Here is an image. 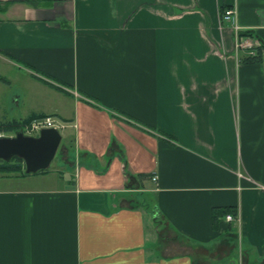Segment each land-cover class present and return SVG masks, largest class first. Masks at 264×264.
I'll return each instance as SVG.
<instances>
[{"label": "crops", "instance_id": "0c3cea01", "mask_svg": "<svg viewBox=\"0 0 264 264\" xmlns=\"http://www.w3.org/2000/svg\"><path fill=\"white\" fill-rule=\"evenodd\" d=\"M0 84L71 129L0 174V264H264V0H0Z\"/></svg>", "mask_w": 264, "mask_h": 264}, {"label": "water", "instance_id": "95a60500", "mask_svg": "<svg viewBox=\"0 0 264 264\" xmlns=\"http://www.w3.org/2000/svg\"><path fill=\"white\" fill-rule=\"evenodd\" d=\"M61 141V134L54 127H45L37 136L17 131L13 136H0V159L12 156L23 159L25 171L36 172L49 166Z\"/></svg>", "mask_w": 264, "mask_h": 264}, {"label": "trees", "instance_id": "16d2710c", "mask_svg": "<svg viewBox=\"0 0 264 264\" xmlns=\"http://www.w3.org/2000/svg\"><path fill=\"white\" fill-rule=\"evenodd\" d=\"M245 33L247 34L249 33V31H244V34ZM245 59L250 61H256L261 59V46L255 49L253 55L246 56ZM46 115L47 114L44 113H31L30 115L24 117L21 120H11L8 122H4L2 123V125H0V131L18 130L22 124L28 123L35 118ZM0 174H20V175L27 174V172L25 171L23 159L17 155L12 156L8 160L0 159ZM225 211H231V210H229L228 208H224L219 212L223 213ZM231 213H234V211H231ZM217 215H219L218 212H215L214 218H216Z\"/></svg>", "mask_w": 264, "mask_h": 264}, {"label": "built area", "instance_id": "2783aa9c", "mask_svg": "<svg viewBox=\"0 0 264 264\" xmlns=\"http://www.w3.org/2000/svg\"><path fill=\"white\" fill-rule=\"evenodd\" d=\"M235 15H236V10L233 6H225L224 8H222L221 16L224 21L233 23L235 21ZM234 30L236 31L240 30L239 26L236 23H234ZM251 44L252 41L245 36L239 40L238 46H250ZM45 127H54L60 130L64 127V123L60 120H57L54 116L46 115L35 118L30 122L24 124L22 126V130L28 134H33L39 132L41 128H45ZM226 217L227 219L232 218L230 214H227Z\"/></svg>", "mask_w": 264, "mask_h": 264}, {"label": "rangeland", "instance_id": "374dc122", "mask_svg": "<svg viewBox=\"0 0 264 264\" xmlns=\"http://www.w3.org/2000/svg\"><path fill=\"white\" fill-rule=\"evenodd\" d=\"M7 91L10 92V87L3 86V85L0 84V111L3 112V114H7L8 115V114H10L12 112V110L14 109L15 106L12 105V104L10 105V104L4 102V99L6 98ZM11 106H12V108H11L12 110H10V107ZM19 107L20 108L14 109L15 111H14L13 115H15L17 113V111H18V113H19V111L22 113L23 109L25 107H27V106H26V103L24 102V104H20ZM26 109H28V107ZM5 111H7V113H5ZM9 118H10V116H9ZM70 131H71V129H69V128H62V129H60L61 141H60L59 146L62 145V144H64L65 141L68 140L67 139V135L70 134ZM14 133L15 132H13L11 135H13ZM57 158H58V152H56L54 158L50 162L49 167H48L49 168L48 170L54 169L53 167L56 164L59 165L60 162L58 161ZM43 171H45V169H40V170H38L36 172H29L28 174H30V173H32V174H40ZM49 172H51V171H49ZM148 222H149V220L147 221V232L149 234L150 233V230L149 229L151 228V225ZM151 239L152 238H149V240H151ZM231 248L232 247L223 248V247H220L219 246V247H216V248H214L212 250H214L213 252L218 251V252H221V253H228L229 251L231 252V250H232ZM238 250H239V241H237V246H236V249H235L234 253L232 252L233 255L238 254Z\"/></svg>", "mask_w": 264, "mask_h": 264}]
</instances>
